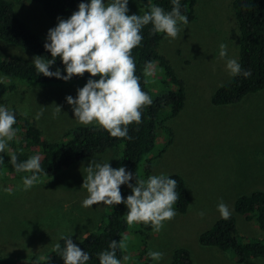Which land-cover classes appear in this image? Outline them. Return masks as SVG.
<instances>
[{"label": "rangeland", "instance_id": "obj_1", "mask_svg": "<svg viewBox=\"0 0 264 264\" xmlns=\"http://www.w3.org/2000/svg\"><path fill=\"white\" fill-rule=\"evenodd\" d=\"M10 1L16 4L17 16L46 40L48 30L55 27L58 19L48 18L42 6L31 0ZM233 1L199 0L195 21L179 25L177 37L164 38L159 48V53L169 60L184 81L186 101L182 112L166 122L174 135L173 141L169 144L167 131L158 130L155 149L143 159L139 173L146 179L145 163L150 161V175L181 176L190 193L191 205L187 214L176 212L171 220L164 221L159 231L153 228L144 232L143 241L148 251L163 253L162 259L153 260L152 264H171L172 255L178 248L189 249L196 264H264V260L239 263L216 248L202 247L198 240L202 232L221 218L218 203L222 201L230 213H234L239 196L264 191V91L247 96L239 104L214 106L212 95L227 80L219 83L215 78L220 73L219 68L208 73V69L205 72L193 67L200 62L205 65L220 63L221 43L227 46L229 58L238 61L240 34ZM127 7L128 15L144 13L138 0H129ZM12 57L32 64L36 55L0 41V58ZM200 73L208 74L207 79L200 78ZM163 74L158 65L148 74V88L154 98L171 90ZM80 88L21 85L15 93L5 97L3 105L17 108L36 120L44 138L58 142L80 126L95 125L76 121L71 106L66 103L65 98L69 95L75 98ZM55 106L61 108V113L53 118ZM38 112L43 114L36 119ZM124 149L121 145L79 161L68 170L36 181L30 187L18 177L0 176V256L21 260L31 257L45 259L61 236H72L80 241L96 232L110 214L111 206L101 203L82 207L87 196L82 188L83 169L93 160H110L112 168H119ZM200 212L204 213L203 217ZM237 222L243 236L264 238V232L245 217L237 216ZM129 227L122 239V264H130L139 244L136 233L140 222L129 224Z\"/></svg>", "mask_w": 264, "mask_h": 264}, {"label": "trees", "instance_id": "obj_2", "mask_svg": "<svg viewBox=\"0 0 264 264\" xmlns=\"http://www.w3.org/2000/svg\"><path fill=\"white\" fill-rule=\"evenodd\" d=\"M20 2L21 0H16ZM40 4L44 13L50 19L70 17L78 10V5L86 0H31ZM144 12L156 4L165 11L172 8L171 0H138ZM199 0H181V13L185 15L190 24L196 19V7ZM15 2L0 0V41L29 51L36 56L51 59L43 45L45 39L34 33L28 25L21 20L15 11ZM233 10L240 34L239 64L242 70H248L251 75L245 77L243 73L234 75L231 80L219 87L212 95L214 106H228L241 103L247 96L264 91V0H234ZM179 25H184L180 23ZM178 25V26H179ZM151 24L141 30L143 39L140 45L132 50L136 64L135 74L140 77V85L152 100L150 105L142 108L140 123L133 122L128 125L127 138H114L102 127L80 126L67 133L58 142H51L44 138L43 131L36 120L21 113L17 108H9L15 114V137L7 141V149L0 153L3 162L0 163V176H15L22 180L31 173H17L10 163V155L16 154L19 161H24L32 155L40 156L41 168L45 171L38 173V179H48L56 174L68 170L79 161L93 158L106 153L108 150L124 146L122 166L127 171L136 174L141 179L140 166L143 159L155 149L157 131L166 130L169 135V144L173 141L172 130L166 122L176 118L184 109L186 94L185 83L181 80L167 58L159 53L160 45L165 38L163 34L153 33ZM148 62L152 67L158 65L164 72V78L171 90L154 98L148 88V74L145 66ZM63 64L59 58L50 67L51 71L61 69ZM89 74L73 76L68 81L45 77L39 74L34 65L20 58H0V105L5 97L15 93L21 85L41 88H59L65 86L83 87L89 79ZM94 77L93 79H98ZM152 172L150 161L145 163V178ZM177 180L178 200L173 205L179 214H187L191 205V196L183 178L179 175H170ZM130 183H135L133 179ZM122 197L126 198L131 190L126 185L120 187ZM127 208L121 203L111 205L110 214L107 215L100 228L92 232L83 240L73 243L90 255L87 264H99L97 253L108 249L110 241L119 242L129 231V224L125 221ZM237 216H243L248 222H253L260 232H264V191L256 190L250 194L239 196L234 205V213L228 219L220 218L210 229L199 235V244L202 247L216 248L229 254L239 263L250 260H264V238L243 236L238 228ZM154 227L151 224L140 222V229L136 235L139 237L138 248L129 261L130 264H152L153 259L148 256L146 243L143 241L145 231ZM68 237V236H66ZM61 249L64 241L61 239ZM124 256L122 247L117 250V258ZM0 264H64L60 258V251L56 246L45 259L31 257L28 259H15L0 256ZM171 264H196L192 254L187 248H178L174 251Z\"/></svg>", "mask_w": 264, "mask_h": 264}, {"label": "clouds", "instance_id": "obj_3", "mask_svg": "<svg viewBox=\"0 0 264 264\" xmlns=\"http://www.w3.org/2000/svg\"><path fill=\"white\" fill-rule=\"evenodd\" d=\"M128 3L129 0H86L79 3L78 10L70 17L58 18L55 27L48 30L43 47L50 53L51 59L36 56L32 64L39 74L63 81L88 73L90 78L77 90L75 98L71 95L65 98L72 108L74 119L86 125L95 123L111 137L131 139L128 125L140 123L142 108L152 103L151 97L141 88L131 54L143 39L141 30L151 24L153 33L176 38L180 32L178 25L187 24L188 19L181 13V0H171L170 11L153 4L142 15H128ZM219 57L225 60L226 70L231 75H251L250 71L242 70L236 59L228 57L224 43L219 45ZM57 58L64 66L63 74L59 68L50 70ZM151 69L152 63L148 62L145 74H151ZM97 76L98 79H93ZM59 113L61 108L55 106L53 118ZM42 114L38 112L35 118L39 119ZM14 124V112L0 105V153L8 150L7 141L15 137ZM40 159L37 154L18 162L16 154L10 155L15 172L31 173L22 177L26 187L32 186L38 179L37 174L45 171L41 168ZM109 161L93 160L83 169L82 188L87 196L82 201V207L123 203L127 208L124 219L128 224L143 222L151 224L157 231L163 227L164 221L176 215L173 207L179 198L176 179L164 173L137 179L136 174L123 166L112 168ZM133 179L134 184L130 183ZM121 185L131 190L126 198L121 195ZM217 211L223 219L230 217V210L222 201L217 204ZM199 215L203 217L204 213ZM71 237L61 236L64 241L62 249L60 244L56 245L60 258L64 264H87L89 253L74 244ZM122 246L123 240L110 241L108 249L97 253L99 264H122V260L117 258V250ZM148 256L159 261L163 253L149 251Z\"/></svg>", "mask_w": 264, "mask_h": 264}, {"label": "crops", "instance_id": "obj_4", "mask_svg": "<svg viewBox=\"0 0 264 264\" xmlns=\"http://www.w3.org/2000/svg\"><path fill=\"white\" fill-rule=\"evenodd\" d=\"M238 52H239V48H238ZM229 57V56H228ZM217 59V58H216ZM220 59V63L218 64H215V65H205V64H203L202 62H200V63H196L195 65H193V67H195L196 66V70H197V67L200 69V70H203V71H205V72H207V70L206 69H208L209 71H208V73L211 71V70H214L215 72H216V69H218L219 68V71H220V73H217L216 75V79H218L219 80V83L220 82H222V81H224V80H227V82L229 81V80H231V78L234 76V75H231L227 70H226V66H225V63H223L222 61V59L221 58H219ZM218 60V59H217ZM238 63H239V56H238ZM206 64H208V63H206ZM205 72H203V73H205ZM194 76H195V73L193 72L192 73ZM208 74H201L200 73V75H199V77L200 78H202V77H205V76H207ZM219 75H221V76H224L225 77V79H223V78H220V76ZM214 76V75H213ZM204 79H207V77H205ZM226 82V83H227ZM185 107V106H184Z\"/></svg>", "mask_w": 264, "mask_h": 264}]
</instances>
